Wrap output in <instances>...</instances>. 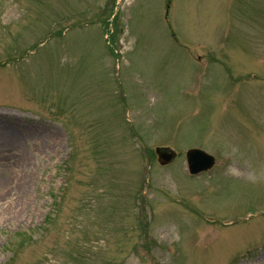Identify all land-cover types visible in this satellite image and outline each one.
Instances as JSON below:
<instances>
[{"label": "rangeland", "instance_id": "374dc122", "mask_svg": "<svg viewBox=\"0 0 264 264\" xmlns=\"http://www.w3.org/2000/svg\"><path fill=\"white\" fill-rule=\"evenodd\" d=\"M0 264H264V0H0Z\"/></svg>", "mask_w": 264, "mask_h": 264}, {"label": "water", "instance_id": "95a60500", "mask_svg": "<svg viewBox=\"0 0 264 264\" xmlns=\"http://www.w3.org/2000/svg\"><path fill=\"white\" fill-rule=\"evenodd\" d=\"M158 161L161 165L168 164L174 154L167 150L156 149ZM188 169L191 174H198L202 171H207L214 165V159L200 150H191L187 153Z\"/></svg>", "mask_w": 264, "mask_h": 264}]
</instances>
